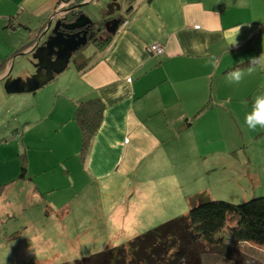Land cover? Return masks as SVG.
<instances>
[{
	"label": "crops",
	"instance_id": "1",
	"mask_svg": "<svg viewBox=\"0 0 264 264\" xmlns=\"http://www.w3.org/2000/svg\"><path fill=\"white\" fill-rule=\"evenodd\" d=\"M64 1L0 0V94L8 95L2 99L15 97L4 90L2 76H26L22 65H28V55L22 53ZM129 4L116 33L101 47L84 50L89 61L82 68L72 62L71 71L54 76L59 79L50 95L55 102L52 110L44 107L41 114L33 109L20 115L23 124L18 135L28 149L24 152L30 175L37 172L32 167L36 154L30 151L49 149L48 142L56 138L62 155L56 160L68 178L76 171L97 181L108 215L126 206L137 209L142 196L124 200L132 179L138 186L140 177L160 176L168 185L170 180L184 178L181 169L195 153L191 138L200 132L196 116L207 114L210 101L255 99L264 94V0H129ZM152 43L161 44L164 53H151ZM253 58L258 63L251 65ZM235 67L245 73L239 83L226 75ZM91 97L104 104L103 116L82 156L73 102ZM45 113L54 117L39 134L31 127ZM155 171L159 173L153 175ZM153 187L143 195V205L160 210L182 202L187 194L174 191L168 197L167 190ZM178 187L170 186L171 190ZM69 201L63 205L70 206Z\"/></svg>",
	"mask_w": 264,
	"mask_h": 264
},
{
	"label": "rangeland",
	"instance_id": "2",
	"mask_svg": "<svg viewBox=\"0 0 264 264\" xmlns=\"http://www.w3.org/2000/svg\"><path fill=\"white\" fill-rule=\"evenodd\" d=\"M126 1L130 7L129 0ZM107 3L108 0H94L81 8L98 25L105 15ZM72 58L65 72L74 68ZM22 69L34 70L26 64ZM60 76L61 73L57 74ZM64 77L67 76L59 82ZM58 79L51 80L36 93L9 94L15 97L5 99L2 97L8 95L0 94V184L8 182L0 196V264L72 263L80 257L125 243L163 221L187 213L186 205L180 208L165 205V211L161 212L158 207L143 205V195L153 186L160 192L167 190L165 195L168 197L174 191L185 194L206 188L213 199L232 203L264 195V127L249 129L244 123L245 114L251 111L255 99L210 101L211 108L204 111L207 114L196 116L200 117V132L191 138L195 153L186 168L181 169L185 172L184 178L170 180L169 186L179 184L180 187L167 188L166 179L160 176L153 180L140 177L138 186L132 179L124 200L142 196L137 209L126 206L108 215L101 205L97 181H90L76 171L72 172L71 179L68 178L62 163L56 160L62 156L56 138L48 142L49 149L30 151L37 155L33 156L35 175L27 172L26 179L10 182L20 172L22 156L19 151L22 148L21 153L28 151L18 138L23 124L20 115L30 114L33 109L37 114L43 113L44 107H51V111L55 102L50 95ZM35 102L42 104L37 106ZM46 116V113L39 116L32 130L43 133L45 127L51 125L50 118L54 117ZM25 119L30 121L31 116ZM53 130L51 128L50 133L53 134ZM23 162L26 166L24 158ZM158 173L155 171L153 175ZM33 186H37L42 195L34 192ZM147 199L157 202L155 198ZM66 201L71 203L68 211L59 214L58 205ZM192 241L183 256L168 250V256L175 259L174 264H189L185 262L189 249L200 243L192 263L264 264V248L253 243L232 241L229 242L232 252H226L217 244L206 245L197 238Z\"/></svg>",
	"mask_w": 264,
	"mask_h": 264
},
{
	"label": "trees",
	"instance_id": "3",
	"mask_svg": "<svg viewBox=\"0 0 264 264\" xmlns=\"http://www.w3.org/2000/svg\"><path fill=\"white\" fill-rule=\"evenodd\" d=\"M106 41L102 44L104 45ZM101 45L99 46L101 47ZM88 61L89 58L84 55L83 49L73 54L72 62L79 69ZM73 104V119L80 130V153L83 156L90 139L100 126L104 104L98 97L76 99ZM19 156H22L20 172L17 178L10 182H14L18 178L25 179L27 173L23 162L25 154L21 153ZM7 184L8 182L0 184V196ZM168 188H170L169 185ZM34 190L42 195L37 186H34ZM188 192L184 195L183 201L176 204L179 208L186 205L188 207L186 214L163 221L159 225L135 235L125 243L80 257L72 263L57 264H174L175 259L168 256V250L170 249L171 252L175 250V254L183 256L188 250L186 247L195 238L206 245H220L226 252H232L233 249L229 245V242L232 241L253 243L264 248V195L250 198L241 203H232L213 199L205 189L193 193ZM58 206L59 214H63L69 209L68 205L59 204ZM161 211L165 210L159 209L158 212ZM197 246H201V243L200 245L195 244L192 248L190 246L191 250L189 249L185 262L195 264L192 263V259L197 254L195 252Z\"/></svg>",
	"mask_w": 264,
	"mask_h": 264
},
{
	"label": "water",
	"instance_id": "4",
	"mask_svg": "<svg viewBox=\"0 0 264 264\" xmlns=\"http://www.w3.org/2000/svg\"><path fill=\"white\" fill-rule=\"evenodd\" d=\"M87 3L81 2L74 5L71 9H78ZM106 14L110 15L115 10L120 11V3L116 0H110L106 5ZM126 17L121 19H111L105 22V26L112 23L111 28L107 31L111 36L116 33L119 26L125 22ZM69 19V18H68ZM70 20L66 18H58L55 22L49 20L46 26L31 41L32 45L29 49L22 53L28 55V65L33 67L28 70L25 77H12L10 75L2 76L3 87L6 93H34L48 84L55 75L63 72L69 65L73 54L81 49H87L88 39L86 32L88 25L96 22L85 14L79 13L74 15ZM54 22V23H53ZM102 22V21H101ZM74 32H68L75 30ZM68 30V31H65ZM85 48V49H84Z\"/></svg>",
	"mask_w": 264,
	"mask_h": 264
},
{
	"label": "flooded vegetation",
	"instance_id": "5",
	"mask_svg": "<svg viewBox=\"0 0 264 264\" xmlns=\"http://www.w3.org/2000/svg\"><path fill=\"white\" fill-rule=\"evenodd\" d=\"M109 1L110 0H108V2ZM116 1L119 2L120 6H121V9H120L119 12L115 10L112 14L107 15L106 14V8H105V15L99 21L98 25H95L96 23L95 24L92 23L91 25H88L87 32H86V37H87L89 43L87 44V46L95 45L98 48V46L101 45L102 42H104L107 39H109V37L111 36V33L107 31V28H111L112 27V23L107 25V28H106V26H105V22L106 21H110L111 19H114V18L115 19H121L123 16L126 17L127 12H128L127 3L124 2L125 0H122L123 2L119 1V0H116ZM64 2L66 4L62 7L60 14L58 16H56V15H54L55 12H53V14L50 16L49 20H52V21L55 22L58 18H63L64 17L67 20H70V21H67V23H68V22L72 21L71 18L74 15H77L79 13H85L86 14V12L82 8L71 9L74 5H76L78 3H81V2H84V1H82V0H65ZM122 6H123V8H122ZM92 22H93V20H92ZM45 26H46V24H45ZM77 30L78 29L70 30V31L65 30V31L74 32V31H77Z\"/></svg>",
	"mask_w": 264,
	"mask_h": 264
},
{
	"label": "clouds",
	"instance_id": "6",
	"mask_svg": "<svg viewBox=\"0 0 264 264\" xmlns=\"http://www.w3.org/2000/svg\"><path fill=\"white\" fill-rule=\"evenodd\" d=\"M256 63H258V59L253 58L251 60V65H254ZM252 70V67L249 66V73ZM244 74L245 73L242 68L235 67L226 75L231 82L239 83L242 80ZM244 123L249 129H255L257 126L264 127V94L258 95L255 98L251 111L245 114Z\"/></svg>",
	"mask_w": 264,
	"mask_h": 264
},
{
	"label": "built area",
	"instance_id": "7",
	"mask_svg": "<svg viewBox=\"0 0 264 264\" xmlns=\"http://www.w3.org/2000/svg\"><path fill=\"white\" fill-rule=\"evenodd\" d=\"M65 2H59L55 7L54 15L58 16L61 12L62 7L65 5ZM149 51L156 55H162L164 53V48L159 43H152L149 45Z\"/></svg>",
	"mask_w": 264,
	"mask_h": 264
}]
</instances>
